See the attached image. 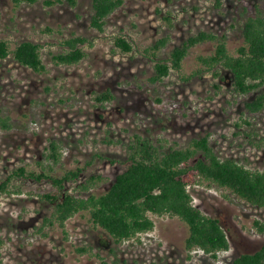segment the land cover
I'll return each mask as SVG.
<instances>
[{
	"label": "rangeland",
	"instance_id": "obj_1",
	"mask_svg": "<svg viewBox=\"0 0 264 264\" xmlns=\"http://www.w3.org/2000/svg\"><path fill=\"white\" fill-rule=\"evenodd\" d=\"M256 1L264 6V0H225L221 8L213 0H123L98 31L90 26L92 0L73 5L37 0L18 7L0 0V39L11 47L23 40L39 43L46 67L38 73L11 56L0 59V111L13 124L8 131L0 129V177L19 166L51 169L55 175L81 168L77 182L67 187L80 192L81 183L100 174L105 180L82 192L99 194L124 169L117 161L127 157L134 134L164 148L185 147L192 138L209 134L221 158L264 171V109L245 108L264 92V84L240 94L227 69L219 68L217 76L204 72L191 77L198 67L196 56L213 50L211 41L191 48L182 68L157 82L150 81L154 61L143 54L167 36L159 51V58L167 59L199 30L226 31L233 52L242 43V24ZM167 14L172 27L163 18ZM72 35L88 39L90 44L82 45L86 56L72 65H56L52 55L63 52V40ZM117 36L125 37L132 51L121 52L114 44ZM107 89L114 98L98 102L95 96ZM53 139L60 144L56 163L47 157ZM50 189L48 183L14 180L11 192L0 194V264H231L240 253L264 243V233L253 225L254 219L264 222V208L214 183L201 181L189 191L193 202L217 217L227 233L230 247L215 258L199 249L187 251L185 224L168 215L151 214L152 230L119 243L85 212L69 218L64 228H40L53 207L39 195Z\"/></svg>",
	"mask_w": 264,
	"mask_h": 264
},
{
	"label": "trees",
	"instance_id": "obj_2",
	"mask_svg": "<svg viewBox=\"0 0 264 264\" xmlns=\"http://www.w3.org/2000/svg\"><path fill=\"white\" fill-rule=\"evenodd\" d=\"M13 6L22 3L32 4L37 0H10ZM75 4V0H68ZM61 0H45L51 5ZM225 0H213L215 7L221 8ZM123 0H92L93 13L90 26L103 31L107 17L115 11ZM246 11V10H245ZM170 27L173 26L169 14L163 16ZM231 26H234L231 24ZM242 43L232 52L227 46V32L215 33L199 30L187 36L175 46L167 59L159 58V51L167 44L168 37L158 38L146 47L143 54L154 61V74L150 81H162L171 70H180L183 60L191 48L211 41L213 50L209 54L196 56L198 67L193 76L204 72L219 75V68L232 74L234 91L248 94L264 84V6L256 1L242 24ZM89 43L80 35H72L63 40L66 48L52 55L56 65H72L86 56L82 45ZM114 44L121 52H130L132 44L123 36H117ZM11 56L19 64L42 73L46 70L41 57V45L31 40H23L11 47L8 40L0 39V59ZM114 95L109 89L97 94L98 102L111 101ZM250 112L264 109V92L245 103ZM13 124L8 115L0 111V129L8 131ZM259 146V145H258ZM60 144L50 140L47 157L53 163L59 160ZM107 159V158H106ZM111 162L117 160L109 159ZM124 169L116 174L108 189L102 193H89L91 186L105 180L100 174L91 175L79 185L80 192L67 187L68 182H77L81 168L65 171L62 175L52 170L40 171L19 166L5 178L0 177V194L11 192L14 180H31L48 183L51 189L39 195L41 201L52 205V212L43 218L40 228L58 226L64 228L66 221L76 214L87 213L90 222L102 228L115 242L119 243L137 237L153 229L151 214L177 217L182 221L187 234L184 246L187 251L199 249L211 257L230 247L227 233L217 217L204 213L194 202L189 188L201 181L214 183L235 194L246 203L264 208V171L251 169L234 158H221L209 143V134L192 138L188 145L181 148H164L154 144L149 138L139 134L127 144V157L117 161ZM253 225L264 233V222L254 219ZM80 251H84L81 248ZM231 264H264V243L252 252H242Z\"/></svg>",
	"mask_w": 264,
	"mask_h": 264
}]
</instances>
